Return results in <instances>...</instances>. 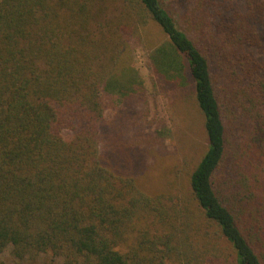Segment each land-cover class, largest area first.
I'll return each instance as SVG.
<instances>
[{
    "label": "trees",
    "instance_id": "16d2710c",
    "mask_svg": "<svg viewBox=\"0 0 264 264\" xmlns=\"http://www.w3.org/2000/svg\"><path fill=\"white\" fill-rule=\"evenodd\" d=\"M138 45L170 104L193 102L206 143L198 159L175 149L150 190L141 177L162 159L126 169L106 117L139 103ZM4 253L264 264V0H0Z\"/></svg>",
    "mask_w": 264,
    "mask_h": 264
},
{
    "label": "rangeland",
    "instance_id": "374dc122",
    "mask_svg": "<svg viewBox=\"0 0 264 264\" xmlns=\"http://www.w3.org/2000/svg\"><path fill=\"white\" fill-rule=\"evenodd\" d=\"M130 53L133 66L143 82V94L138 97L139 103L132 100L126 102L117 121L114 120L113 111L107 112L106 117L121 126L127 137L123 140L128 147L118 149L120 153H124L123 159L128 162V165L124 163L126 169L131 167L137 171L139 167L144 171L151 159H162L146 172V176L141 177L142 184L150 190L163 183L160 182V177L164 178L163 171H169L168 167L172 164L170 159L175 149L178 152V148L187 143L190 151L188 156L198 159L206 150V143L202 135L201 115L192 107L193 102H188L189 107L184 104L171 105L166 98L167 91L151 67L149 50L138 45ZM113 127L115 129V125ZM111 130L113 133V128ZM116 132L114 130L118 137ZM63 137L69 139L71 135L64 132ZM1 258L6 264H16L8 253H4ZM37 264L50 263L46 259Z\"/></svg>",
    "mask_w": 264,
    "mask_h": 264
}]
</instances>
